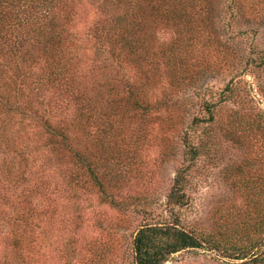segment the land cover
Wrapping results in <instances>:
<instances>
[{
    "label": "trees",
    "instance_id": "trees-1",
    "mask_svg": "<svg viewBox=\"0 0 264 264\" xmlns=\"http://www.w3.org/2000/svg\"><path fill=\"white\" fill-rule=\"evenodd\" d=\"M206 1L0 0V264H52L51 251L76 255L85 212L70 201L85 188L121 206L116 195L135 161L117 157L127 138L115 136L140 131L153 109L193 106L191 95L173 96L190 81L178 62L188 65L193 44L187 38L179 54L173 37L202 31L191 21L209 16ZM88 40L92 58L83 55ZM251 61L264 65V54ZM218 102L201 95L210 115L192 122L214 121ZM189 130L183 137L192 158L198 150ZM188 170L175 175L168 216L136 231L128 264H165L200 248L264 264V234L248 232V242L237 243L182 223ZM259 224L263 233L264 220Z\"/></svg>",
    "mask_w": 264,
    "mask_h": 264
},
{
    "label": "rangeland",
    "instance_id": "rangeland-1",
    "mask_svg": "<svg viewBox=\"0 0 264 264\" xmlns=\"http://www.w3.org/2000/svg\"><path fill=\"white\" fill-rule=\"evenodd\" d=\"M237 1L207 0L209 16L191 21L193 28L202 31L173 37L179 43V54L186 53L182 45L187 38L193 44L186 53L188 65L178 62L179 74L190 76V81L173 95H191L193 106L188 110L182 106L172 111L153 109L140 131H130L128 136L121 131L115 136L118 141L127 138L116 146L117 157L122 162L135 161L116 195L121 206L89 188L79 191L80 198L70 201L81 203L85 212L78 251L68 258L51 251L52 264H69L70 260L72 264L130 263L136 231L146 222L168 216L167 200L175 175L186 166L189 201L180 209L185 226L237 243L248 242V232L253 238L264 234L257 231L259 221L264 220V65L251 61L264 54V0ZM236 6L243 14L235 13ZM169 40L170 36L166 47ZM84 46L83 55L92 58V40ZM166 80L164 84L171 88ZM204 93L219 100L216 119L193 123L197 116L210 115L200 106ZM188 126L198 150L192 158L185 154L183 135ZM138 136L140 142L130 140ZM51 236L54 243L55 232ZM241 262L200 248L175 253L165 264Z\"/></svg>",
    "mask_w": 264,
    "mask_h": 264
}]
</instances>
